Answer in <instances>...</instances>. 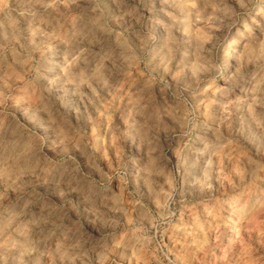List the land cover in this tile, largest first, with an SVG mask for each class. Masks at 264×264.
<instances>
[{"label":"rangeland","instance_id":"rangeland-1","mask_svg":"<svg viewBox=\"0 0 264 264\" xmlns=\"http://www.w3.org/2000/svg\"><path fill=\"white\" fill-rule=\"evenodd\" d=\"M0 264H264V0H0Z\"/></svg>","mask_w":264,"mask_h":264},{"label":"bare ground","instance_id":"bare-ground-1","mask_svg":"<svg viewBox=\"0 0 264 264\" xmlns=\"http://www.w3.org/2000/svg\"><path fill=\"white\" fill-rule=\"evenodd\" d=\"M239 40H240L239 38L234 39L230 49L236 47L238 45V43H239ZM231 62H232V54L230 53V56H229V58H228V60L226 62V67H228L231 64Z\"/></svg>","mask_w":264,"mask_h":264}]
</instances>
